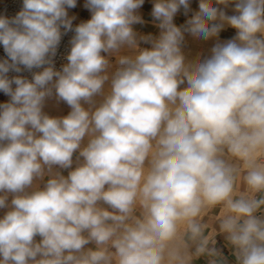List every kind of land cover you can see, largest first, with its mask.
<instances>
[{"label":"clouds","instance_id":"9594fccd","mask_svg":"<svg viewBox=\"0 0 264 264\" xmlns=\"http://www.w3.org/2000/svg\"><path fill=\"white\" fill-rule=\"evenodd\" d=\"M195 3L0 15V264H264V0Z\"/></svg>","mask_w":264,"mask_h":264},{"label":"built area","instance_id":"2783aa9c","mask_svg":"<svg viewBox=\"0 0 264 264\" xmlns=\"http://www.w3.org/2000/svg\"><path fill=\"white\" fill-rule=\"evenodd\" d=\"M22 3V0H0V15H8V16H12L14 15L20 8ZM78 21H74V23H76ZM69 36H66L64 38V41L62 42L61 48H60V53L63 54L67 51V41L70 38ZM5 56V53L3 51V47L2 45H0V58H3ZM61 57L58 56V64L60 62Z\"/></svg>","mask_w":264,"mask_h":264},{"label":"crops","instance_id":"0c3cea01","mask_svg":"<svg viewBox=\"0 0 264 264\" xmlns=\"http://www.w3.org/2000/svg\"><path fill=\"white\" fill-rule=\"evenodd\" d=\"M83 4H84V0H78V7H79V8L73 9V11H74L75 13H77V14H83V13L89 14L88 11H87V9H85V8L83 7ZM195 6H196V3H195V0H193V7H195ZM150 8H151L150 0H146L145 7H144V9H143V11H144V13H145V17H146V19H149V18H150V16H149V14H150ZM182 20H183V16H180V17H179V21L182 22ZM143 31H146V32H147V31H154V29H153L150 25H148V26H145V27L143 28ZM231 34H232V32L230 31V33H229V30H228V31H226V32H223L221 35H222V37H228V36H230ZM6 99H7V97H5V96L3 95V93H0V102L5 101ZM51 111L53 112V114H58L57 111H56L55 109H51ZM62 112H63L64 114H66V112H67V108H66V106H62Z\"/></svg>","mask_w":264,"mask_h":264},{"label":"rangeland","instance_id":"374dc122","mask_svg":"<svg viewBox=\"0 0 264 264\" xmlns=\"http://www.w3.org/2000/svg\"><path fill=\"white\" fill-rule=\"evenodd\" d=\"M77 8H79V7H77ZM70 15H76V16H77V21H78V22H79V20H81V19H87L88 16H89V14H86V13H83V14H77V13H75V12L73 11V9L70 10ZM230 31L232 32V30H229V33H230ZM193 47H195V46H193Z\"/></svg>","mask_w":264,"mask_h":264}]
</instances>
